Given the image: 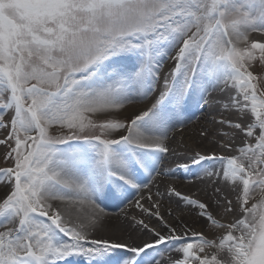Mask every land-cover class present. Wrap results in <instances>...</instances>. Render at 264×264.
<instances>
[{
  "label": "snow or ice",
  "instance_id": "6c2138e0",
  "mask_svg": "<svg viewBox=\"0 0 264 264\" xmlns=\"http://www.w3.org/2000/svg\"><path fill=\"white\" fill-rule=\"evenodd\" d=\"M0 131V264H264V0H0Z\"/></svg>",
  "mask_w": 264,
  "mask_h": 264
},
{
  "label": "bare ground",
  "instance_id": "6f19581e",
  "mask_svg": "<svg viewBox=\"0 0 264 264\" xmlns=\"http://www.w3.org/2000/svg\"><path fill=\"white\" fill-rule=\"evenodd\" d=\"M131 110V109H130ZM206 121L195 120L181 132H175L174 140L172 141L173 147L177 149V151L184 155L186 153L190 154L192 151L199 150L203 143L199 137V131L202 124H205ZM182 161L173 160L172 167H175V164ZM2 168V167H0ZM168 184H174L179 191H181L184 195H190L194 198H200L203 200H209L212 194V187L207 183V181L201 180H188V179H179V180H168L164 179L163 184H161V189H163ZM7 193V189L0 186V199H2L5 194ZM260 197L257 196V199ZM168 207V202H165L164 209ZM173 215L178 220H183L188 224H194L197 229L202 227V223H196L194 216L188 211L184 210L181 211L176 207V202H172L171 204ZM162 209V211L164 210ZM110 212L117 213L115 208H110ZM131 215H136L139 217V211L135 208H130L127 210ZM130 219V216H129ZM171 220L172 218L169 217ZM114 222V231L121 232L126 231L128 228V223L124 219L123 213H118L116 216L113 217ZM176 223L175 220L172 221ZM155 223V222H153Z\"/></svg>",
  "mask_w": 264,
  "mask_h": 264
},
{
  "label": "rangeland",
  "instance_id": "374dc122",
  "mask_svg": "<svg viewBox=\"0 0 264 264\" xmlns=\"http://www.w3.org/2000/svg\"><path fill=\"white\" fill-rule=\"evenodd\" d=\"M4 135V133L2 131H0V137H2ZM6 149L3 146H0V167H8L10 166V161L6 164L4 162V153H5Z\"/></svg>",
  "mask_w": 264,
  "mask_h": 264
}]
</instances>
